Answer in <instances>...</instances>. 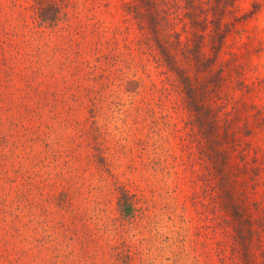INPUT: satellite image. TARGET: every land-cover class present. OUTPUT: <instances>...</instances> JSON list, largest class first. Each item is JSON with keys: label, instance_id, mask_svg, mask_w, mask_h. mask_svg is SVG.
Listing matches in <instances>:
<instances>
[{"label": "rangeland", "instance_id": "obj_1", "mask_svg": "<svg viewBox=\"0 0 264 264\" xmlns=\"http://www.w3.org/2000/svg\"><path fill=\"white\" fill-rule=\"evenodd\" d=\"M47 1L55 18L0 0V264H244L230 194L129 0ZM182 4L162 17L184 39ZM233 6L208 95L219 123L242 130L230 191L250 205L264 264V0Z\"/></svg>", "mask_w": 264, "mask_h": 264}, {"label": "trees", "instance_id": "obj_2", "mask_svg": "<svg viewBox=\"0 0 264 264\" xmlns=\"http://www.w3.org/2000/svg\"><path fill=\"white\" fill-rule=\"evenodd\" d=\"M166 1L168 0H129L127 9L140 20V26L148 32V37L155 45L162 61L174 72L182 86L184 101L194 114L199 131L203 135V150L212 162V170L217 176L218 186L222 190L224 188L225 193L230 194L225 203L231 209L235 234L241 245L243 263L257 264L253 250V212L245 195L239 198L230 191L234 187L232 180L234 171L230 158L233 156L235 142L239 140L236 132L242 130L238 125L228 130L229 120L228 123H225L226 120L224 124L219 123L217 111L208 95L207 83V79L214 75L213 89L221 86V68L212 71L210 67L219 56L226 35L232 31L235 25L234 19H239L241 16H235L230 20L223 19V14L234 11L235 0H183V14L188 16V23L194 27V30L189 34L185 33L182 39L179 31L165 30L162 14L166 11ZM37 2L38 14L42 19L55 18V14L58 13L56 4L47 0H37ZM204 3L206 6L203 5ZM242 15L246 17L249 14L245 12ZM206 45L208 47L205 49ZM245 126L247 128L243 133L252 130L250 128L252 126H248L247 123ZM118 204L124 213H129L133 209L132 195L125 188L120 191Z\"/></svg>", "mask_w": 264, "mask_h": 264}]
</instances>
